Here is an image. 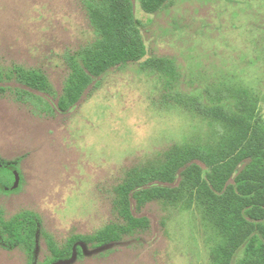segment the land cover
Wrapping results in <instances>:
<instances>
[{"label": "rangeland", "instance_id": "rangeland-1", "mask_svg": "<svg viewBox=\"0 0 264 264\" xmlns=\"http://www.w3.org/2000/svg\"><path fill=\"white\" fill-rule=\"evenodd\" d=\"M133 1L148 57L176 62L175 89L167 93L162 76L131 63L95 78L60 112L55 93L68 82L69 58L95 39L83 0H0V68L39 69L51 87L29 96L14 77L7 87L21 96L0 95V231L25 212L40 220L33 253L0 243V264H213L214 233L200 212L163 202L134 204L150 220L146 230L55 258L72 237L118 222L117 190L129 170L157 165L172 145L213 138L216 125L175 105L176 94L242 86L261 98L264 118V0H172L154 15Z\"/></svg>", "mask_w": 264, "mask_h": 264}, {"label": "trees", "instance_id": "trees-1", "mask_svg": "<svg viewBox=\"0 0 264 264\" xmlns=\"http://www.w3.org/2000/svg\"><path fill=\"white\" fill-rule=\"evenodd\" d=\"M171 1L139 0L138 3L142 13L154 15ZM83 4L95 39L70 56L68 82L61 95L55 93L57 110H71L95 78L131 63L162 76L165 91L172 93L180 78L176 62L166 57H148L143 22L137 18L134 1L83 0ZM14 69L10 74L0 68V95L15 89L21 96V88L7 87L14 77L23 89L31 90H25L29 96L36 92L50 93V82L44 72ZM173 100L175 105L215 124L213 138L204 143L172 145L157 165L129 170L117 190L118 222L108 225L95 237L80 234L72 237L66 251L54 250L57 260L70 259L75 246L78 255H85L80 244H94L100 250L146 230L150 220L136 216L134 204L136 210H141L148 203L163 202L200 212L214 233L210 247L213 264H233L240 250L243 255L237 264H264L261 98L248 88L226 85L206 88L201 95L176 94ZM3 164L16 165L15 162ZM22 214L26 215L4 225L0 243L8 249L24 246L33 253L40 220L34 214Z\"/></svg>", "mask_w": 264, "mask_h": 264}, {"label": "water", "instance_id": "water-1", "mask_svg": "<svg viewBox=\"0 0 264 264\" xmlns=\"http://www.w3.org/2000/svg\"><path fill=\"white\" fill-rule=\"evenodd\" d=\"M16 179H17V181L19 180V179H18V176H16ZM84 250H85V248H84ZM85 251H86V250H85Z\"/></svg>", "mask_w": 264, "mask_h": 264}]
</instances>
